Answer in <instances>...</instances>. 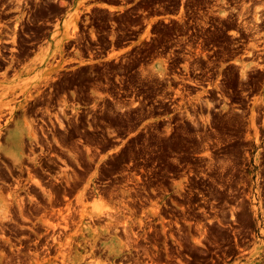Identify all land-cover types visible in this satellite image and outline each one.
I'll use <instances>...</instances> for the list:
<instances>
[{
  "label": "rangeland",
  "instance_id": "obj_1",
  "mask_svg": "<svg viewBox=\"0 0 264 264\" xmlns=\"http://www.w3.org/2000/svg\"><path fill=\"white\" fill-rule=\"evenodd\" d=\"M4 19L24 64L0 76V180L21 179L0 183V264H264V0H0Z\"/></svg>",
  "mask_w": 264,
  "mask_h": 264
},
{
  "label": "flooded vegetation",
  "instance_id": "obj_2",
  "mask_svg": "<svg viewBox=\"0 0 264 264\" xmlns=\"http://www.w3.org/2000/svg\"><path fill=\"white\" fill-rule=\"evenodd\" d=\"M10 11H12V10L9 9V10H6L2 13L6 14V13H9ZM8 20L9 19H4L3 21H0V39L4 36H10L8 31H6L4 29L7 27V25L4 23L7 22ZM10 41L11 40H7V39L2 40L3 43H9ZM26 44L28 46H31L33 44H37V46H39V42H37L35 40L28 41ZM30 50L35 51L36 49L31 48ZM14 51L17 53H13ZM21 51L22 50L14 48V47L3 48L0 51V76L4 72H7V71H9L10 74H14L15 71L19 70L23 66L24 63H21L22 57L20 56ZM38 118H41V117H38ZM26 168H29V167L26 166ZM17 170H19V168H17ZM47 173H50V172L47 171ZM20 180H21L20 176L17 173H14L10 169H7V176L4 179H1L0 183H1V186L5 187V188H9V190H11L14 188H21L19 185ZM35 182H36V180H35ZM25 227H28V226H25Z\"/></svg>",
  "mask_w": 264,
  "mask_h": 264
},
{
  "label": "bare ground",
  "instance_id": "obj_3",
  "mask_svg": "<svg viewBox=\"0 0 264 264\" xmlns=\"http://www.w3.org/2000/svg\"><path fill=\"white\" fill-rule=\"evenodd\" d=\"M104 6H106L108 9H110L111 11L114 9L115 10V7L111 6V5H106L104 4ZM69 25V24H68ZM76 26V25H75ZM70 37V36H68ZM45 77V76H44ZM30 129V126L28 127ZM34 131V130H33ZM32 133V132H31ZM34 133V132H33ZM39 181V180H38ZM8 195V194H7ZM11 196V195H10ZM49 220V219H48Z\"/></svg>",
  "mask_w": 264,
  "mask_h": 264
}]
</instances>
